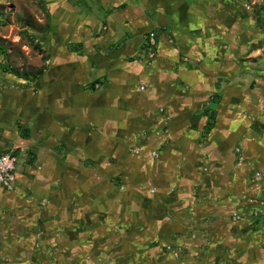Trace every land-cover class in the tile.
I'll use <instances>...</instances> for the list:
<instances>
[{"label": "crops", "instance_id": "obj_1", "mask_svg": "<svg viewBox=\"0 0 264 264\" xmlns=\"http://www.w3.org/2000/svg\"><path fill=\"white\" fill-rule=\"evenodd\" d=\"M42 1L47 66L1 95L0 264H264L261 7Z\"/></svg>", "mask_w": 264, "mask_h": 264}, {"label": "rangeland", "instance_id": "obj_2", "mask_svg": "<svg viewBox=\"0 0 264 264\" xmlns=\"http://www.w3.org/2000/svg\"><path fill=\"white\" fill-rule=\"evenodd\" d=\"M235 1L244 8L246 14L248 13L250 17L256 9L264 4V0ZM41 4L42 0H0V105L1 99H3L1 95L5 94L6 98L9 94L5 90L9 88L7 80L20 78L12 73L3 71L4 65L20 71H36L41 66H47L49 60L47 48L49 30L44 31V25L49 19L45 15L46 10L41 8ZM246 24L248 25L245 22L239 23L244 29ZM14 83L15 85L12 86V89L22 87L16 85L18 82H13L12 85ZM2 84L6 85L2 86ZM21 125L23 126V124H19L16 129L15 126L12 131L15 136L18 134L22 137H27L28 133ZM0 137H2L1 134ZM9 149L13 148L8 146L0 150V153ZM254 212L255 210L251 212V217L258 216V213L254 214ZM11 217H13L12 214ZM5 223H9L8 218ZM38 226L39 224H36L35 228H38ZM16 232L15 230L11 231L12 234H17ZM31 233L39 234V231L32 229ZM45 251L43 254L48 256V250L45 249Z\"/></svg>", "mask_w": 264, "mask_h": 264}, {"label": "built area", "instance_id": "obj_3", "mask_svg": "<svg viewBox=\"0 0 264 264\" xmlns=\"http://www.w3.org/2000/svg\"><path fill=\"white\" fill-rule=\"evenodd\" d=\"M157 54V38L155 31H149L143 44V52L140 60L150 63ZM143 89V87H141ZM16 155L12 150L0 153V187L5 191H13L16 182ZM257 211L254 212V214Z\"/></svg>", "mask_w": 264, "mask_h": 264}, {"label": "trees", "instance_id": "obj_4", "mask_svg": "<svg viewBox=\"0 0 264 264\" xmlns=\"http://www.w3.org/2000/svg\"><path fill=\"white\" fill-rule=\"evenodd\" d=\"M41 8L43 10L46 9L45 5L43 4V1H42V4H41ZM261 10L264 11V5L261 6ZM46 16H48V15L46 14ZM47 29H48V22H46L45 25H44V31H46ZM263 33H264V30H263ZM263 42H264V37H263L262 43ZM257 46H259V45H257ZM3 70L7 71V72H10V73H12V74H14L16 76L21 77V78L28 79L30 77H38V76H40L42 74L43 70H44V67H41V68H39L36 71H29V70L20 71V70L13 69L11 67H8V66L4 65L3 66Z\"/></svg>", "mask_w": 264, "mask_h": 264}, {"label": "flooded vegetation", "instance_id": "obj_5", "mask_svg": "<svg viewBox=\"0 0 264 264\" xmlns=\"http://www.w3.org/2000/svg\"><path fill=\"white\" fill-rule=\"evenodd\" d=\"M263 17H264V12H260V14H258V16H257L260 24H262V22H263Z\"/></svg>", "mask_w": 264, "mask_h": 264}, {"label": "water", "instance_id": "obj_6", "mask_svg": "<svg viewBox=\"0 0 264 264\" xmlns=\"http://www.w3.org/2000/svg\"><path fill=\"white\" fill-rule=\"evenodd\" d=\"M262 28H264V17H263V22L261 24Z\"/></svg>", "mask_w": 264, "mask_h": 264}]
</instances>
